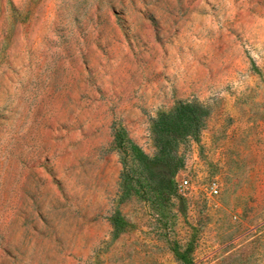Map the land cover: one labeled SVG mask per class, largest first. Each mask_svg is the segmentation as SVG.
Masks as SVG:
<instances>
[{"label": "rangeland", "instance_id": "1", "mask_svg": "<svg viewBox=\"0 0 264 264\" xmlns=\"http://www.w3.org/2000/svg\"><path fill=\"white\" fill-rule=\"evenodd\" d=\"M178 101L192 189L120 199ZM0 264H264V0H0Z\"/></svg>", "mask_w": 264, "mask_h": 264}, {"label": "trees", "instance_id": "2", "mask_svg": "<svg viewBox=\"0 0 264 264\" xmlns=\"http://www.w3.org/2000/svg\"><path fill=\"white\" fill-rule=\"evenodd\" d=\"M207 111L200 105L176 102L172 111L160 114L152 121L154 144L153 157L147 156L136 144L126 139L122 132L114 134L113 146L119 152L122 171L120 174V199L137 188L142 198L153 197L164 202L177 194L174 178L183 166L177 153L178 144L200 133ZM113 237L122 232L124 224L119 215L111 217Z\"/></svg>", "mask_w": 264, "mask_h": 264}, {"label": "built area", "instance_id": "3", "mask_svg": "<svg viewBox=\"0 0 264 264\" xmlns=\"http://www.w3.org/2000/svg\"><path fill=\"white\" fill-rule=\"evenodd\" d=\"M175 189L176 193L179 196L186 197L188 195V192L192 189V185L190 183V179L187 176H182L180 173H178L175 178ZM207 192L209 196L215 197L219 193V186L215 181H210L207 184Z\"/></svg>", "mask_w": 264, "mask_h": 264}]
</instances>
